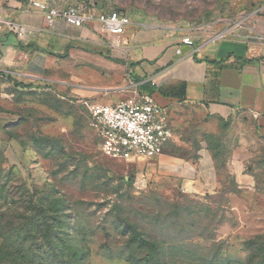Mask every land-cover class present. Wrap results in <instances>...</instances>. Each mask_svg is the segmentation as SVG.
Instances as JSON below:
<instances>
[{
    "label": "rangeland",
    "instance_id": "obj_1",
    "mask_svg": "<svg viewBox=\"0 0 264 264\" xmlns=\"http://www.w3.org/2000/svg\"><path fill=\"white\" fill-rule=\"evenodd\" d=\"M111 2L135 20L212 32L264 15V0ZM44 86L0 82V111L15 119L9 133L22 146L15 163L0 153V264H264V160L244 194L229 186L195 198L145 185L135 163L103 155L72 86ZM136 232L156 248L149 262Z\"/></svg>",
    "mask_w": 264,
    "mask_h": 264
},
{
    "label": "crops",
    "instance_id": "obj_2",
    "mask_svg": "<svg viewBox=\"0 0 264 264\" xmlns=\"http://www.w3.org/2000/svg\"><path fill=\"white\" fill-rule=\"evenodd\" d=\"M41 1L56 8L79 2ZM0 4L5 18L28 29L19 38L6 24L0 28L2 86L30 90L40 84L61 93L72 86L78 100L98 103L151 93L172 136L162 153L133 162L145 185L196 198L217 196L229 186L243 194L253 190L252 168L264 160V15L217 32L128 15L125 32L114 36L96 23L76 27L57 19L48 25L30 0ZM113 8L111 0H91L88 11L108 14ZM185 36L192 45L183 43ZM114 39L120 40L116 46ZM14 121L0 111V153L10 163L16 162L11 153L22 152L9 133Z\"/></svg>",
    "mask_w": 264,
    "mask_h": 264
},
{
    "label": "built area",
    "instance_id": "obj_3",
    "mask_svg": "<svg viewBox=\"0 0 264 264\" xmlns=\"http://www.w3.org/2000/svg\"><path fill=\"white\" fill-rule=\"evenodd\" d=\"M91 0H79L72 7L56 8L41 0H30V6L44 16L48 25L57 19L67 24L81 27L96 23L101 33L114 36L123 34L130 24L127 14L113 10L108 14H93L88 11ZM6 24L8 29L22 38L28 29L12 18H5L0 4V28ZM192 45L190 36L182 39ZM119 39L111 41L118 45ZM87 113L90 126L97 132L103 154L114 160L134 162L140 158H152L163 151L165 143L171 138L165 110L149 93H135L115 103H98L92 100H77Z\"/></svg>",
    "mask_w": 264,
    "mask_h": 264
},
{
    "label": "trees",
    "instance_id": "obj_4",
    "mask_svg": "<svg viewBox=\"0 0 264 264\" xmlns=\"http://www.w3.org/2000/svg\"><path fill=\"white\" fill-rule=\"evenodd\" d=\"M20 85V87H26V88H29V87H31V85H25V84H18V86ZM149 94H151V93H149ZM152 95V94H151ZM79 106H81L84 110H85V108L82 106V105H80V104H78ZM85 113H86V110H85ZM87 114V113H86ZM94 130V129H93ZM95 131V130H94ZM96 132V131H95ZM96 134H97V132H96ZM97 136H98V134H97ZM99 137V136H98ZM99 139H100V137H99ZM102 151V150H101ZM103 153V152H102ZM104 155V154H103ZM105 156V155H104ZM107 157V156H106ZM109 158V157H108ZM111 159V158H110ZM183 195V194H182ZM196 198V197H195ZM133 241H136V242H138V243H140V244H149L151 247H150V250L145 254V256H144V258H143V261L144 262H149L152 258H153V256H154V254L156 253V248H155V246L151 243V242H149L148 240H146V239H144V238H142L141 237V235H140V233L139 232H136V234H135V236H133ZM155 264H157V263H155Z\"/></svg>",
    "mask_w": 264,
    "mask_h": 264
}]
</instances>
